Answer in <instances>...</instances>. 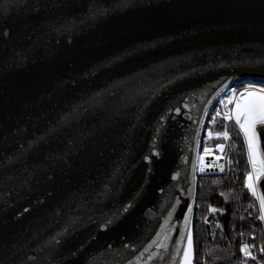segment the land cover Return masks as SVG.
Wrapping results in <instances>:
<instances>
[{"label": "water", "instance_id": "obj_1", "mask_svg": "<svg viewBox=\"0 0 264 264\" xmlns=\"http://www.w3.org/2000/svg\"><path fill=\"white\" fill-rule=\"evenodd\" d=\"M255 78L264 0H0V264H183L206 118Z\"/></svg>", "mask_w": 264, "mask_h": 264}, {"label": "trees", "instance_id": "obj_2", "mask_svg": "<svg viewBox=\"0 0 264 264\" xmlns=\"http://www.w3.org/2000/svg\"><path fill=\"white\" fill-rule=\"evenodd\" d=\"M241 86L230 87L222 97ZM217 110H220L219 101L206 118L198 158L208 148L207 156L214 159L222 157L224 167L223 171L208 169L202 173L196 172L195 203L190 230L191 264H264V253L260 251L264 247V228L263 222L258 218L259 202L245 187L249 166L243 134L238 127H233V121L217 118L213 124L212 117ZM225 124L228 126V140L205 139L209 131L214 135L224 131ZM218 144L224 145L223 151L217 147ZM201 161L197 159V166L201 165ZM245 244L249 246L252 256L256 257L255 260L245 257L241 251Z\"/></svg>", "mask_w": 264, "mask_h": 264}, {"label": "snow or ice", "instance_id": "obj_3", "mask_svg": "<svg viewBox=\"0 0 264 264\" xmlns=\"http://www.w3.org/2000/svg\"><path fill=\"white\" fill-rule=\"evenodd\" d=\"M219 103L223 106V109L216 111L215 116L212 117V123L215 124L217 118H222L225 121H234L233 127H238L239 132L243 134L244 144L247 149V162L251 166V171L246 173L247 180L245 187L259 201L260 215L258 218L264 221V195H257L256 188V183L261 177H264V152L260 148V134L257 130L258 126H264V89H245L243 92L232 90L231 94L227 96V99L221 100ZM228 105H233V107L229 108ZM227 127V124H225L224 131L215 133V138L228 140L230 137ZM208 136L212 138L213 132L209 131ZM217 147L221 151L224 149L223 144H218ZM204 152L207 155L209 149L205 148ZM219 158L217 157V159ZM219 167L223 171V166ZM188 211L191 212V208ZM212 211L216 210L212 209ZM187 220L188 217L186 216L185 221L187 222ZM187 242L188 247L183 251V264H191L192 238L190 233L187 236ZM241 251L245 257L253 260L256 259L255 256H252L247 244L243 245ZM260 251L264 253V247Z\"/></svg>", "mask_w": 264, "mask_h": 264}, {"label": "built area", "instance_id": "obj_4", "mask_svg": "<svg viewBox=\"0 0 264 264\" xmlns=\"http://www.w3.org/2000/svg\"><path fill=\"white\" fill-rule=\"evenodd\" d=\"M236 92H242V88L237 89ZM226 99H227V96L223 97V98H220L219 102L221 100H226ZM232 106L233 105H228L229 108H232ZM222 109H223V106L220 104V110H222ZM214 136L215 135L213 134V137ZM260 148H261V151L264 152V135L260 138ZM245 151L247 153L246 146H245ZM247 161H248V157H247ZM219 166H223L224 167L223 158L222 157H220L219 159H217V158L216 159H214V158H211V159L205 158L204 163L202 165H198V169H199L200 173H202V172H204V171H206L208 169L220 170ZM248 166H249V171H251V166L249 164H248ZM201 169H203V171H201ZM256 188H257V195H264V177H261V179L256 183ZM262 222H263V227H264V221H262Z\"/></svg>", "mask_w": 264, "mask_h": 264}, {"label": "rangeland", "instance_id": "obj_5", "mask_svg": "<svg viewBox=\"0 0 264 264\" xmlns=\"http://www.w3.org/2000/svg\"><path fill=\"white\" fill-rule=\"evenodd\" d=\"M241 88H242V92L245 90V89H255V90H260V89H264V87H262V86H256V85H250V84H242V86H241ZM229 95H230V93H229ZM223 95H221L219 98H218V100L217 101H219L220 100V98H223L222 97ZM216 101V102H217ZM233 107V106H232ZM234 122V121H233ZM207 137L209 138V136H208V133H207V135H206V137H205V139L207 140ZM215 138V136L213 137V138H210V139H214ZM244 141V140H243ZM198 157H199V155H198ZM208 157H210V156H207V155H205V153H202L201 154V156H200V158H197L198 159V161H201V165L204 163V161H205V159L204 158H208ZM197 170H198V168H197ZM197 172V171H196ZM259 202V201H258ZM264 228V227H263Z\"/></svg>", "mask_w": 264, "mask_h": 264}, {"label": "bare ground", "instance_id": "obj_6", "mask_svg": "<svg viewBox=\"0 0 264 264\" xmlns=\"http://www.w3.org/2000/svg\"><path fill=\"white\" fill-rule=\"evenodd\" d=\"M248 79H254V78H252V77H248ZM256 79V78H255ZM259 80H263L264 81V79H260V78H258ZM258 79H256V80H258ZM237 85H242V84H237ZM229 89H230V87H229ZM228 89V90H229ZM227 90V91H228ZM257 130H258V132H259V134H260V138L264 135V126H258V128H257Z\"/></svg>", "mask_w": 264, "mask_h": 264}]
</instances>
